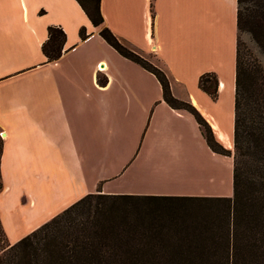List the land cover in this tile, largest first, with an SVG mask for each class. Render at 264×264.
<instances>
[{
    "label": "crops",
    "instance_id": "1",
    "mask_svg": "<svg viewBox=\"0 0 264 264\" xmlns=\"http://www.w3.org/2000/svg\"><path fill=\"white\" fill-rule=\"evenodd\" d=\"M101 9L120 38L158 54L173 95L190 100L231 147L238 0H101ZM52 24L66 41L48 60L42 45ZM206 72L218 78L216 97L199 83ZM1 131L0 224L9 243L88 193L224 195L229 183L234 192V156L209 145L196 116L171 105L158 76L109 43L79 0H0ZM197 158L214 169L202 185L194 176L203 163H182Z\"/></svg>",
    "mask_w": 264,
    "mask_h": 264
},
{
    "label": "trees",
    "instance_id": "2",
    "mask_svg": "<svg viewBox=\"0 0 264 264\" xmlns=\"http://www.w3.org/2000/svg\"><path fill=\"white\" fill-rule=\"evenodd\" d=\"M245 1L238 0L239 29L250 23L251 14L255 15L252 10L246 12ZM79 2L109 43L158 76L164 98L171 105L185 108L196 116L214 150L234 156V192L232 195H165L184 200L218 202L212 216L179 227L166 226L167 229L163 224L157 225L161 231L155 230L157 233L152 235L138 233V228L126 225L118 227L117 223L100 222V219L69 220L72 212L80 210L86 199L96 194L88 193L18 241L9 243V249L15 254L20 252V257L14 254L9 258L6 252L0 251V264H264V88L256 91L244 84L239 47L235 153L232 154L230 148L216 139L211 125L199 109L190 100L173 95L167 74L151 66L144 55L104 23L101 0ZM260 13L263 21L264 7ZM48 31L42 48L47 59L53 60L63 53L66 32L54 24L49 26ZM80 34L83 39L88 36L84 26ZM199 83L213 97L217 96L218 78L215 73L202 74ZM177 101L180 104H176ZM100 194L116 198L149 196ZM163 231H175L182 235L169 240L157 235L163 234ZM1 233L4 235L0 224Z\"/></svg>",
    "mask_w": 264,
    "mask_h": 264
},
{
    "label": "rangeland",
    "instance_id": "3",
    "mask_svg": "<svg viewBox=\"0 0 264 264\" xmlns=\"http://www.w3.org/2000/svg\"><path fill=\"white\" fill-rule=\"evenodd\" d=\"M244 6L248 7L246 12L252 10L255 15L251 14V21L245 27L239 29L238 47L239 60L242 66V77L244 84L250 89L259 91L264 88V20L262 21L261 9L264 7V0H247ZM251 12V11H250ZM249 17V16H248ZM253 29H250V28ZM151 66H155L165 72L169 81L171 78L157 53L152 52L145 56ZM182 99V98H180ZM180 104L179 101L175 102ZM3 133V131L1 132ZM0 133V136H1ZM232 154L235 153V144L231 147ZM182 163H203L201 167V176L195 175V183L202 185L204 183V174L209 171H214L210 165V160L204 158H197ZM209 174L205 175V179ZM210 180V178H208ZM206 180L207 182H210ZM228 191V192H227ZM227 194L231 193V184H228ZM86 199L80 210L71 213L69 220L71 221H85L87 219L96 220L107 223H117L116 226H129L138 228V233L155 234L161 231L156 227L157 225H165V227H179L186 223L193 221L195 223L201 221L205 217L212 216L214 207L217 206L218 201H201V200H184L171 198L173 194H165L164 196H139L130 198H116L98 195L100 192ZM216 203V204H214ZM224 204L225 202L222 201ZM192 222V223H193ZM167 227L165 229H167ZM157 230V232H155ZM158 236H165L169 240H175L176 237L182 233L175 231H163V234ZM0 251L6 252L7 257L11 258L14 250L9 249V242L4 235L0 234ZM17 258L20 257V252L15 254Z\"/></svg>",
    "mask_w": 264,
    "mask_h": 264
},
{
    "label": "bare ground",
    "instance_id": "4",
    "mask_svg": "<svg viewBox=\"0 0 264 264\" xmlns=\"http://www.w3.org/2000/svg\"><path fill=\"white\" fill-rule=\"evenodd\" d=\"M216 125V124H215ZM224 139L230 144L231 143V139L228 138L226 135L223 134ZM223 139V138H222Z\"/></svg>",
    "mask_w": 264,
    "mask_h": 264
},
{
    "label": "built area",
    "instance_id": "5",
    "mask_svg": "<svg viewBox=\"0 0 264 264\" xmlns=\"http://www.w3.org/2000/svg\"><path fill=\"white\" fill-rule=\"evenodd\" d=\"M101 63H102V62H99V63H98V68H103L102 65H101ZM1 132H2V131H1ZM1 132H0V133H1ZM1 134H3V133H1Z\"/></svg>",
    "mask_w": 264,
    "mask_h": 264
}]
</instances>
